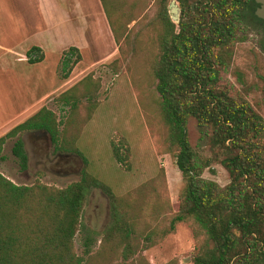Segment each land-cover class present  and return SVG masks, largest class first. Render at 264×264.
Masks as SVG:
<instances>
[{
    "label": "trees",
    "instance_id": "trees-1",
    "mask_svg": "<svg viewBox=\"0 0 264 264\" xmlns=\"http://www.w3.org/2000/svg\"><path fill=\"white\" fill-rule=\"evenodd\" d=\"M171 1L159 0L160 54L154 74L168 126V144L183 186L180 209L162 237L174 232L178 223L189 222L197 241L194 264H264V117L247 98L234 95L221 84L222 72L229 69L234 48L246 37L248 24H264V19L256 15L260 4L257 0H176L181 7V20L176 23L170 14ZM101 3L119 43L122 33L118 18L109 13L105 0ZM260 43L264 48V39ZM27 57L34 64L42 62L45 54L34 46ZM82 60L78 46L64 50L61 77L69 80ZM99 86L89 74L56 99L73 113L87 99L91 117ZM190 118L197 120L203 132L211 136L212 145L222 152L221 162L230 175L226 186L203 176L211 160L192 146L187 131ZM60 125L57 113L43 106L0 137L1 158L6 142L17 138L12 152L21 168L27 169L28 153L20 135L44 129L57 147L59 141H64L61 149L81 155L87 163L78 148L70 149L69 141L62 139ZM114 154L124 162L118 149ZM92 186L111 195L114 216L118 218L112 231H121L118 200L87 169L80 181L62 189L19 185L0 173V264H85V258L74 250V237ZM85 254H90L88 243Z\"/></svg>",
    "mask_w": 264,
    "mask_h": 264
},
{
    "label": "rangeland",
    "instance_id": "rangeland-1",
    "mask_svg": "<svg viewBox=\"0 0 264 264\" xmlns=\"http://www.w3.org/2000/svg\"><path fill=\"white\" fill-rule=\"evenodd\" d=\"M81 1L88 19V44L83 49L79 47L83 60L73 69L69 88L92 74L100 85L94 94L96 109L89 117V101L83 99L73 113L56 99L63 91L51 95L43 106L57 113L62 139L69 141L70 149L78 148L87 163L81 155L61 149L64 141H59L57 147L51 135L38 132L45 142L34 143L32 130L20 135L28 153L27 169L21 168L12 152L17 138H10L4 146V158L0 155V173L19 185L62 189L80 181L87 169L110 188L118 200L122 230L112 231L118 218L114 216L111 195L101 187L89 188L74 237V250L85 258V264H194L197 241L191 223H178L174 232L162 237L180 209L183 177L168 144V126L154 74L160 54L159 0H113L114 12L112 1L105 0L109 13L119 21V43L101 0ZM246 32L234 48L229 69L222 72L221 84L234 95L247 98L264 117V48L260 43L264 24H248ZM83 36L73 33L69 41L83 43ZM56 56L51 54L47 63L52 76L56 73ZM59 67L60 85L65 80ZM31 68L27 65L20 69L26 85L34 77L48 74ZM4 93L5 89L0 88V100ZM17 124L18 121L10 122L6 131ZM187 131L194 149L211 160L203 176L226 186L230 175L211 136L203 132L195 118H190ZM115 148L124 162L116 158ZM86 243L89 255L85 254Z\"/></svg>",
    "mask_w": 264,
    "mask_h": 264
},
{
    "label": "crops",
    "instance_id": "crops-1",
    "mask_svg": "<svg viewBox=\"0 0 264 264\" xmlns=\"http://www.w3.org/2000/svg\"><path fill=\"white\" fill-rule=\"evenodd\" d=\"M87 20L81 0H0V88L5 89L0 100V137L9 131L10 122L25 121L51 95L69 88V80L60 85L57 81L58 65L64 50L88 44ZM73 33L83 34V43L69 41ZM34 46L44 51L45 59L32 64L27 53ZM51 54L57 55L53 76L47 67ZM27 65L48 74L26 85L20 69Z\"/></svg>",
    "mask_w": 264,
    "mask_h": 264
},
{
    "label": "water",
    "instance_id": "water-1",
    "mask_svg": "<svg viewBox=\"0 0 264 264\" xmlns=\"http://www.w3.org/2000/svg\"><path fill=\"white\" fill-rule=\"evenodd\" d=\"M257 2L260 4V6L256 10V15L259 18L264 19V0H257ZM169 8H170V14H171L172 19L176 23H179L180 20H181V7L177 3V1L176 0H172L170 5H169ZM35 131L36 132H40L42 135H44L46 137L50 135V133L47 130H44V129H38V130H35Z\"/></svg>",
    "mask_w": 264,
    "mask_h": 264
},
{
    "label": "flooded vegetation",
    "instance_id": "flooded-vegetation-1",
    "mask_svg": "<svg viewBox=\"0 0 264 264\" xmlns=\"http://www.w3.org/2000/svg\"><path fill=\"white\" fill-rule=\"evenodd\" d=\"M33 142L36 143V141L45 142L42 140V135L36 131L31 132ZM56 164L60 165L61 163L58 161Z\"/></svg>",
    "mask_w": 264,
    "mask_h": 264
}]
</instances>
